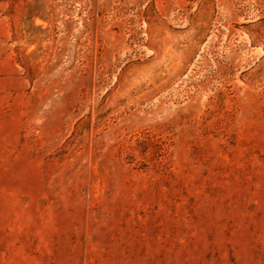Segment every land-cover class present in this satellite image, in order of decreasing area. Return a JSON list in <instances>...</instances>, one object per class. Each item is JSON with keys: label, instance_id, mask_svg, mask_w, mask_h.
<instances>
[{"label": "rangeland", "instance_id": "rangeland-1", "mask_svg": "<svg viewBox=\"0 0 264 264\" xmlns=\"http://www.w3.org/2000/svg\"><path fill=\"white\" fill-rule=\"evenodd\" d=\"M0 264H264V0H0Z\"/></svg>", "mask_w": 264, "mask_h": 264}]
</instances>
